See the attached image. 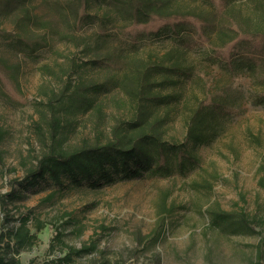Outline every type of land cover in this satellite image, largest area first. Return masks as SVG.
Masks as SVG:
<instances>
[{"label": "rangeland", "instance_id": "374dc122", "mask_svg": "<svg viewBox=\"0 0 264 264\" xmlns=\"http://www.w3.org/2000/svg\"><path fill=\"white\" fill-rule=\"evenodd\" d=\"M164 6L197 11L211 8L205 0H165ZM28 7L62 37L43 24L30 23L25 17ZM227 7L247 19L250 27L264 28V0H232ZM89 11L103 18V26L123 21L101 0L91 1ZM96 24V20L88 21L75 30L69 13L43 0H21L13 10H0V27L13 33L8 38L0 35V56L19 66L20 88L13 87L0 71V246L21 264H264V103L252 101L253 91L264 85L245 67L236 65L231 71L206 58L207 46L187 49L167 31L142 38L136 49L126 50L124 55L135 62L178 61L191 71L171 75L175 84L154 85L152 92L166 99L149 107L153 115L164 118L162 138L189 150L198 163L184 172L174 168L169 174L143 170L137 175L113 174L109 180L75 182L67 176L60 181L41 178L28 187L19 183L50 136L52 114L64 118L60 136L64 135L65 144L102 141L113 124L135 117L140 94L112 83L122 80L125 71L100 68L90 60L126 41L114 40L88 51L83 43L67 37L80 36L91 42ZM42 33L49 46L34 54L9 43L19 34ZM211 37L215 40L217 34L212 32ZM200 72L209 78L208 91L214 99L239 111L229 115L211 111L196 126L202 134L196 140L188 127L206 92ZM163 76L157 73L154 78ZM79 81L108 83L110 87L90 91L93 106L86 111L59 107L60 92H69ZM12 191L16 194L13 199L4 195ZM26 209L46 225L39 228L31 219L33 243L17 251L7 248L8 227ZM216 212L221 217L215 219ZM55 230L64 232L68 244L94 243L95 247L60 263L63 249L52 239Z\"/></svg>", "mask_w": 264, "mask_h": 264}, {"label": "trees", "instance_id": "16d2710c", "mask_svg": "<svg viewBox=\"0 0 264 264\" xmlns=\"http://www.w3.org/2000/svg\"><path fill=\"white\" fill-rule=\"evenodd\" d=\"M43 1L69 13L70 26L75 30H79L88 21H97L91 42L84 41L80 36H67L77 44L83 43L88 51L105 46L114 40L126 41L125 45L95 54L96 56L90 60L100 68L125 71L122 80H114L112 83L131 93L140 94V100L136 103L134 119L124 124H113L102 141L84 139L77 143L65 144L64 135L60 136L64 118L60 114H52L48 120L50 136L47 141L44 140L46 142L41 153L30 166L26 167L24 175L19 179L22 187L31 186L41 178L60 181L68 176L72 181L81 182L94 178L109 180L117 173L137 175L143 170L150 174H169L174 168L184 172L188 167L198 163V157L189 150L162 138L164 118L153 115L149 107L166 99L160 93L152 92L154 85L167 82L175 84L176 78H171V75L184 76L191 71L185 69L178 61L163 64L155 61L135 62L127 58L124 55L125 51L136 49L144 37H156L167 31L187 49L207 46L210 49L206 55L208 60L223 63L231 71L236 65L245 67L257 83L264 85V28L250 27L247 19L233 10H228L227 6L232 0H205L211 6L206 11L168 9L164 6L165 0H101L109 4L123 19L121 23L112 26H103V18L90 13V2L97 0ZM20 2L21 0H0V10H13ZM25 17L30 23L43 24L49 31L62 37L52 24L32 15L29 7L26 8ZM212 32L217 34L215 40L211 37ZM0 35L8 38L13 33L0 27ZM9 43L18 50L30 54H34L39 48L49 46L43 33L35 36L19 34ZM127 69L131 70L130 74L126 73ZM18 70L17 64L8 63L0 56V71L6 75L13 87L20 90ZM157 73L164 75L162 79L154 78ZM199 76L206 92L191 115L193 125L188 127L189 135L196 140L202 138L196 126L205 121L211 111L220 115L239 111L237 107L214 99L208 91L209 78L205 77L204 72H200ZM132 82H136V87L132 86ZM109 87L108 83L88 84L84 81L73 83L69 92H60L57 105L70 110L86 111L93 106V95L90 91L97 92L99 88ZM0 91L2 92L1 86ZM252 94L253 103H264V87L253 91ZM49 105L54 106L51 101ZM95 107L97 110L100 109L99 105ZM4 195H10V199H13L16 194L12 191ZM214 215L215 219L221 217L219 212ZM31 219L39 228L46 225L36 218L31 210L20 211L18 222L8 227V238L5 242L7 248L11 247L17 251L33 243L35 233L31 232L28 225ZM63 235L64 232L61 230H55L52 235V239L63 249V254L58 257L60 263H68L74 256L87 253L95 247L94 243L76 247L68 244ZM0 264H21V261L0 246Z\"/></svg>", "mask_w": 264, "mask_h": 264}]
</instances>
